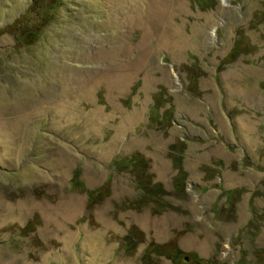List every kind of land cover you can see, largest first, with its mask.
Returning <instances> with one entry per match:
<instances>
[{"label": "rangeland", "instance_id": "obj_1", "mask_svg": "<svg viewBox=\"0 0 264 264\" xmlns=\"http://www.w3.org/2000/svg\"><path fill=\"white\" fill-rule=\"evenodd\" d=\"M184 256L264 264V0H0V264Z\"/></svg>", "mask_w": 264, "mask_h": 264}, {"label": "trees", "instance_id": "obj_2", "mask_svg": "<svg viewBox=\"0 0 264 264\" xmlns=\"http://www.w3.org/2000/svg\"><path fill=\"white\" fill-rule=\"evenodd\" d=\"M75 179L77 180L78 178H79V174H78V172H76L75 173ZM78 181V183H80V181L79 180H77ZM81 184V183H80ZM150 185H153V186H155V184H150ZM159 201V200H158ZM135 235H133V232H131V235L129 236V237H127V238H130V239H132L133 237H134ZM170 244H172V243H170ZM162 245H160V247H161ZM164 246V245H163ZM162 246V249L163 250H165V247H163ZM175 246V245H174ZM167 247V246H166ZM176 247H177V245H176ZM185 257V256H184ZM185 259V258H184ZM194 259V258H193ZM195 260H197L196 258H195ZM172 264H174V263H172Z\"/></svg>", "mask_w": 264, "mask_h": 264}, {"label": "flooded vegetation", "instance_id": "obj_3", "mask_svg": "<svg viewBox=\"0 0 264 264\" xmlns=\"http://www.w3.org/2000/svg\"><path fill=\"white\" fill-rule=\"evenodd\" d=\"M185 263H188V264L193 263V258H189V260L185 259Z\"/></svg>", "mask_w": 264, "mask_h": 264}, {"label": "water", "instance_id": "obj_4", "mask_svg": "<svg viewBox=\"0 0 264 264\" xmlns=\"http://www.w3.org/2000/svg\"><path fill=\"white\" fill-rule=\"evenodd\" d=\"M187 259H189L188 257H186Z\"/></svg>", "mask_w": 264, "mask_h": 264}]
</instances>
